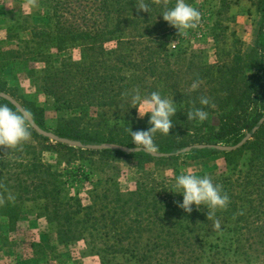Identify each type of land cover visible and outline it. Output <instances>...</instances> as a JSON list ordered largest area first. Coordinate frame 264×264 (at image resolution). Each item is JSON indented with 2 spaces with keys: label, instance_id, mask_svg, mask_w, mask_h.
I'll list each match as a JSON object with an SVG mask.
<instances>
[{
  "label": "trees",
  "instance_id": "trees-1",
  "mask_svg": "<svg viewBox=\"0 0 264 264\" xmlns=\"http://www.w3.org/2000/svg\"><path fill=\"white\" fill-rule=\"evenodd\" d=\"M47 1L55 15L70 3V0ZM258 1L264 13V0ZM144 2L149 10H155L149 0ZM137 4L138 0H100L93 6L90 17L96 20L95 13H102L101 26L94 30L56 28L53 32L60 37L62 45L85 44L92 46L89 51H95L97 45L121 41L135 24H142L141 20L145 23L149 13L138 12ZM221 4L222 8L229 5L225 0ZM142 30L136 32H144ZM51 35L50 30L47 36ZM95 55L101 57L99 53ZM98 58L89 61L84 56L82 61L69 62L72 70L82 72L80 81L74 86L78 92L76 99L61 101L56 98V109L67 106L78 109L80 115L62 120L54 133L84 144L109 143L132 148L128 129L148 130L150 115L143 120L137 119V109L132 107L130 96L122 98V93L130 89L122 74L129 64L117 57L101 61ZM261 59L259 66L264 72V58ZM163 63L171 72L174 71L170 69L172 65L177 64L168 60ZM187 79L185 87L174 83L169 95L160 93L162 98L173 100L177 110L171 118L173 127L169 135L159 132L154 135L158 152L173 154L168 158L51 144L31 127V141L14 150L0 147V197L4 200L0 216L7 219L9 229L15 230L25 203L39 202L46 221L56 227L57 241L65 246L84 244L100 264H229L231 257L249 262L253 254L258 260L260 247L264 253V123L259 125L264 118V86L260 84L258 72L251 73L250 66H244L239 57L211 65L191 63ZM194 83L198 84L195 89L192 88ZM0 92H10L2 81ZM200 97H209L215 106L201 105ZM0 105L16 110L2 99ZM194 105L208 112L207 120H188L187 113ZM22 106L32 113L38 126L45 127L41 108L27 100H22ZM113 108L114 112L108 113ZM91 111L95 118H90ZM213 116L218 119L217 126L210 123ZM255 127L256 132L242 148L221 153L231 174L212 180L222 185L230 203L226 209H218L212 220L207 219L208 209L203 205L199 209L192 205L191 213L178 207L183 195L173 192L177 191L175 181H158L146 173L135 181L134 190L126 193L111 178L98 181L87 192V203H84L78 195L66 196L63 174L43 162L44 152L51 148L76 160L89 156H98L101 161L130 158L137 162L139 170H143L149 164L158 166L179 157L174 154L186 147L235 144ZM192 153L195 157L220 154L214 151ZM242 159L244 168L241 167ZM9 195L14 199L9 200ZM215 220L220 221L218 230L214 228Z\"/></svg>",
  "mask_w": 264,
  "mask_h": 264
},
{
  "label": "rangeland",
  "instance_id": "rangeland-1",
  "mask_svg": "<svg viewBox=\"0 0 264 264\" xmlns=\"http://www.w3.org/2000/svg\"><path fill=\"white\" fill-rule=\"evenodd\" d=\"M99 1L70 0L65 10L55 15L47 0H37L36 7L30 6L27 0H0V81L10 91L6 94H13L15 98L10 96L21 105L22 100H27L43 110L45 127L41 128L44 130L54 133L62 120L80 115L78 109L67 106L57 110L55 100L76 99L78 89L74 86L80 81L82 72L72 70L68 64L82 61L84 56L89 61L98 58L97 53L101 55L98 61L117 57L128 63L122 74L130 86L129 92L139 89L142 96L149 95L148 91L169 95L174 83L180 88L185 87L191 63L211 65L236 57L243 59L244 66H250L251 73L258 72L260 84L264 86V72L259 66L264 58V13L258 0H225L229 4L226 8H222L223 0H185L201 13V22L197 28L187 30L184 36H179L178 30L162 17L165 10L175 6L176 0H169L166 6L149 0L155 10H149L145 23L141 20L142 24H135L121 41L97 45L95 51H89L92 46L85 44L62 45L60 37L53 32L56 28L94 30L102 25V13H95L96 20L90 17L93 6ZM50 30L52 35L47 36ZM136 30L144 32L137 33ZM164 60L177 62L170 68L173 72L165 68ZM260 98L259 95L258 101ZM114 110L109 109L108 113L112 114ZM145 116L139 117L136 111L137 119L143 120ZM90 118H95L92 111ZM210 123L217 126V117L213 116ZM203 156L195 157L191 152L139 170L137 162L130 158L101 161L98 156H89L76 160L50 148L44 152L43 162L63 174L66 196L78 195L87 203L86 194L93 184L106 178L115 180L126 193L134 190L135 181L144 173L158 181L171 182L189 170L197 176L209 175L212 179L231 174L221 153ZM248 259L249 262L241 257H231L229 264H264L262 247L258 250V260L254 254ZM0 264L100 263L82 243L60 244L56 227L46 221L41 203L29 202L23 205L14 231L9 229L7 219L0 216Z\"/></svg>",
  "mask_w": 264,
  "mask_h": 264
},
{
  "label": "clouds",
  "instance_id": "clouds-1",
  "mask_svg": "<svg viewBox=\"0 0 264 264\" xmlns=\"http://www.w3.org/2000/svg\"><path fill=\"white\" fill-rule=\"evenodd\" d=\"M154 4L163 3L165 6L169 0H152ZM27 3L32 6H37V0H27ZM137 11L149 12V6L144 0H138L136 6ZM164 21L178 30L179 36L187 35V30L195 29L201 22V13L185 0H176L173 8L165 10L162 14ZM197 83L192 85L195 89ZM130 96L132 107L136 108L139 117L150 115L148 123L151 127L148 130L132 131L128 129L134 149L143 151L148 154L158 152V147L154 142V135L161 133L169 135L170 129L173 127L172 117L177 110L173 100L162 98L159 92H152L149 95H141L139 89H134L131 93H122V98ZM199 103L203 106L215 105L209 97H200ZM208 112L203 108H197L195 105L192 110L187 113L189 121L204 122L208 119ZM32 121V113L26 109L17 108L15 111L7 105H0V147L7 150H14L22 146L31 138L29 127ZM136 152V151H135ZM174 187L183 195V202L178 203V207L182 208L186 213L192 212V205L197 208L201 205L208 209L207 219L212 220L218 209H226L230 203V197L226 192H223L222 185L213 182L209 175L203 177L197 176L192 171H186L175 178ZM9 200L14 197L9 195ZM4 203L0 197V205ZM214 228L220 229V221H214Z\"/></svg>",
  "mask_w": 264,
  "mask_h": 264
},
{
  "label": "water",
  "instance_id": "water-1",
  "mask_svg": "<svg viewBox=\"0 0 264 264\" xmlns=\"http://www.w3.org/2000/svg\"><path fill=\"white\" fill-rule=\"evenodd\" d=\"M0 99L7 101L9 104H11L15 109L20 108L24 109L22 105L16 101L14 98H12L10 95L0 92ZM264 123V118H262L259 122V125ZM30 127L33 129V131L38 134L39 136L49 140L50 142L54 144H62L71 148L75 149H81V150H89V151H118L125 155H134V154H143V155H149L153 158L157 159H163L168 158L170 156H173V154H165V153H154V154H148L143 151H138L134 149V147L130 148L127 146H121L117 144H109V143H103V144H84L78 140H73L69 138H62L57 136L51 131L44 130L40 126H38L32 119ZM257 130V127H255L251 133L245 134L241 140L233 146H225V145H196L192 147H186L184 149L179 150L174 155L179 156L182 154L191 153L193 151H202V152H218V153H231L234 152L240 148H242L252 137V134L255 133ZM136 151V152H135Z\"/></svg>",
  "mask_w": 264,
  "mask_h": 264
}]
</instances>
